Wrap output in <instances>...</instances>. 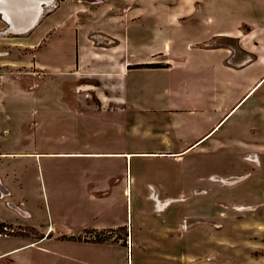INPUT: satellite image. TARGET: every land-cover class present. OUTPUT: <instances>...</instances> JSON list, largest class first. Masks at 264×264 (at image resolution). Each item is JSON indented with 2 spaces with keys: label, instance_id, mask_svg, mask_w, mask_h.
Here are the masks:
<instances>
[{
  "label": "crops",
  "instance_id": "0c3cea01",
  "mask_svg": "<svg viewBox=\"0 0 264 264\" xmlns=\"http://www.w3.org/2000/svg\"><path fill=\"white\" fill-rule=\"evenodd\" d=\"M263 2L57 0L28 33H0V222L23 230L0 233L12 239L1 260L83 264L84 248L112 249L67 237L125 226L109 205L126 192L118 178L132 154L202 153L238 114L264 107ZM50 133L95 140L39 148L34 137ZM138 135L155 145L131 149ZM41 199L54 209L45 220L24 207Z\"/></svg>",
  "mask_w": 264,
  "mask_h": 264
},
{
  "label": "rangeland",
  "instance_id": "374dc122",
  "mask_svg": "<svg viewBox=\"0 0 264 264\" xmlns=\"http://www.w3.org/2000/svg\"><path fill=\"white\" fill-rule=\"evenodd\" d=\"M56 3L51 0L43 4L35 23ZM6 21L0 12L1 34L20 36L31 27L13 31ZM35 36L36 31L20 39L28 41ZM10 40H5L6 46L11 45ZM260 102L264 103V97ZM259 109L264 111V107L250 106L237 115L244 118L243 122L215 128L212 133L218 129L214 136L223 142L202 153L188 152L179 157L132 154L118 178L124 179L126 192L122 193L121 187L114 190L109 205V212L125 226L102 232L88 228L76 235L79 238L67 237L71 241L108 240L113 244L112 249L84 248L83 264H264V116L262 120L255 118ZM199 111L194 122L204 127L208 114L203 105ZM151 139L138 135L127 145L148 149V145H155L149 143ZM34 140L44 148L59 141L83 146V141L95 139L50 133ZM120 144L124 145L122 141ZM28 204L24 207L38 211L42 220L43 214L54 210L51 202L42 199L32 203L35 206ZM9 226L14 231H4L6 236L23 232ZM60 238L68 240L66 236ZM11 241L1 237L0 249ZM114 244L121 249L124 246V250ZM56 258L59 264H67L61 256Z\"/></svg>",
  "mask_w": 264,
  "mask_h": 264
},
{
  "label": "bare ground",
  "instance_id": "6f19581e",
  "mask_svg": "<svg viewBox=\"0 0 264 264\" xmlns=\"http://www.w3.org/2000/svg\"><path fill=\"white\" fill-rule=\"evenodd\" d=\"M41 3L39 0H0V12L11 23V30L21 32L32 26L40 16Z\"/></svg>",
  "mask_w": 264,
  "mask_h": 264
},
{
  "label": "trees",
  "instance_id": "16d2710c",
  "mask_svg": "<svg viewBox=\"0 0 264 264\" xmlns=\"http://www.w3.org/2000/svg\"><path fill=\"white\" fill-rule=\"evenodd\" d=\"M138 66H143V65H138ZM146 66H154V64H147ZM5 226L9 227V225L0 222V233H3L4 231H9V230L4 229ZM10 232H11V231H10ZM108 233H109V232H108ZM125 235H126V238H125V240H126V239H127V232L125 233ZM72 237H74V238H75V237H76V238H79V236H72Z\"/></svg>",
  "mask_w": 264,
  "mask_h": 264
},
{
  "label": "built area",
  "instance_id": "2783aa9c",
  "mask_svg": "<svg viewBox=\"0 0 264 264\" xmlns=\"http://www.w3.org/2000/svg\"><path fill=\"white\" fill-rule=\"evenodd\" d=\"M4 229L9 230V231H14L13 227H11V226H9V227L5 226ZM3 233H4V232H3ZM0 264H5V262H3V261L1 260V258H0Z\"/></svg>",
  "mask_w": 264,
  "mask_h": 264
},
{
  "label": "water",
  "instance_id": "95a60500",
  "mask_svg": "<svg viewBox=\"0 0 264 264\" xmlns=\"http://www.w3.org/2000/svg\"><path fill=\"white\" fill-rule=\"evenodd\" d=\"M40 2H42L43 4L44 3H46V2H48L49 0H39ZM38 7V6H37ZM37 10V8L34 10V11H36ZM35 13V12H34Z\"/></svg>",
  "mask_w": 264,
  "mask_h": 264
},
{
  "label": "flooded vegetation",
  "instance_id": "af4514ba",
  "mask_svg": "<svg viewBox=\"0 0 264 264\" xmlns=\"http://www.w3.org/2000/svg\"><path fill=\"white\" fill-rule=\"evenodd\" d=\"M40 19V18H39ZM125 242H127L126 240H125Z\"/></svg>",
  "mask_w": 264,
  "mask_h": 264
}]
</instances>
